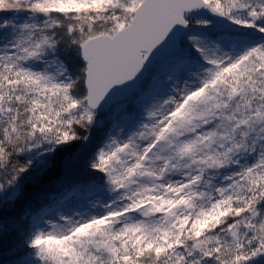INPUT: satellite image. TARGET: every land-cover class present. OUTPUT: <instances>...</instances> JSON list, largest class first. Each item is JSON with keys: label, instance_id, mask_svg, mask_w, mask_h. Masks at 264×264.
<instances>
[{"label": "snow or ice", "instance_id": "6c2138e0", "mask_svg": "<svg viewBox=\"0 0 264 264\" xmlns=\"http://www.w3.org/2000/svg\"><path fill=\"white\" fill-rule=\"evenodd\" d=\"M0 264H264V0H0Z\"/></svg>", "mask_w": 264, "mask_h": 264}, {"label": "trees", "instance_id": "16d2710c", "mask_svg": "<svg viewBox=\"0 0 264 264\" xmlns=\"http://www.w3.org/2000/svg\"><path fill=\"white\" fill-rule=\"evenodd\" d=\"M9 224L11 225V218L9 219ZM9 242H10V240H9Z\"/></svg>", "mask_w": 264, "mask_h": 264}]
</instances>
